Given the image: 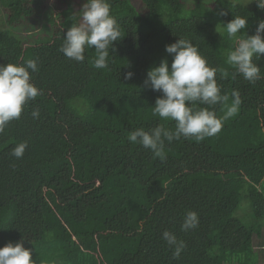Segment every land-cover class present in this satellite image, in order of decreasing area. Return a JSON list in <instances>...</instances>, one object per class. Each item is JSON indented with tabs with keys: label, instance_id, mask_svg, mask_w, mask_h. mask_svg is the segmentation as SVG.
I'll return each instance as SVG.
<instances>
[{
	"label": "trees",
	"instance_id": "16d2710c",
	"mask_svg": "<svg viewBox=\"0 0 264 264\" xmlns=\"http://www.w3.org/2000/svg\"><path fill=\"white\" fill-rule=\"evenodd\" d=\"M244 1L109 0L121 39L110 49L108 68L96 69L94 48L81 62L60 51L85 0H0V64L35 60L39 71L31 82L42 92L0 133V247L23 239L37 264L254 259L253 237L264 224V54L253 58L261 76L255 83L233 78L226 59L235 42L216 30L243 16L248 25L241 31L255 34L264 10ZM179 38L230 74L216 75L227 96L212 107L217 117L231 105L233 90L242 103L218 134L166 142L162 162L127 137L139 127L174 129V121L152 116L161 93L144 81L162 60L171 65L165 46ZM129 71L134 75L126 80ZM21 142L27 148L17 159L12 149ZM242 191L251 205L248 224L234 216ZM188 211L199 224L183 231ZM166 230L186 245L179 258L162 238Z\"/></svg>",
	"mask_w": 264,
	"mask_h": 264
},
{
	"label": "clouds",
	"instance_id": "9594fccd",
	"mask_svg": "<svg viewBox=\"0 0 264 264\" xmlns=\"http://www.w3.org/2000/svg\"><path fill=\"white\" fill-rule=\"evenodd\" d=\"M257 6L264 10V0H255ZM109 0H85L79 13V22L73 23L67 30L60 51L69 59L81 62L84 60L86 48H94L96 69L108 68L110 49L115 41L121 39L119 24L110 14ZM248 18L235 16L230 22L224 23L223 29L217 26V32L226 31L235 42L233 50L227 54L226 63L242 75L245 80L255 83L260 79V67L254 63L264 54V20L258 23L254 35H247L241 30L246 29ZM165 51L172 56L169 66L167 59L148 70L144 84L153 91L160 92L154 106L152 116L161 121H174L175 127L169 128L158 124L146 130L139 127L128 134V141L150 150L154 157L162 162L166 160L165 145L174 140L195 139L203 141L207 137L218 134L224 121L237 114L242 103L237 90L232 91V103L226 108L224 115L217 117L212 107L227 100L221 94V86L216 80L219 71L221 79L230 74L226 69H217L208 65L193 42L179 38L176 42L165 46ZM39 71L35 60L21 63L0 64V133H3L9 122L20 118L25 105L42 94L32 82V73ZM134 73L129 71L125 79H131ZM207 105L208 107H198ZM33 118L39 117V111L33 110ZM27 142H21L12 149V155L22 158ZM199 224L195 211H188L183 219L182 230L194 229ZM170 247H174L173 257L179 258L186 247L174 233L163 232L162 237ZM0 264H37L32 252L24 246V240L8 242L0 247Z\"/></svg>",
	"mask_w": 264,
	"mask_h": 264
},
{
	"label": "rangeland",
	"instance_id": "374dc122",
	"mask_svg": "<svg viewBox=\"0 0 264 264\" xmlns=\"http://www.w3.org/2000/svg\"><path fill=\"white\" fill-rule=\"evenodd\" d=\"M244 2H250L249 0H246ZM2 15V11L0 10V17ZM41 30L40 26L38 28V32ZM35 30H30L29 32H26L24 30L21 31L22 35L26 34H33L38 33ZM260 189L264 191V183L261 184ZM234 216L241 219L244 223L248 224L251 221V205L249 199L245 196V192L242 191V198L240 200L238 208L234 212Z\"/></svg>",
	"mask_w": 264,
	"mask_h": 264
},
{
	"label": "crops",
	"instance_id": "0c3cea01",
	"mask_svg": "<svg viewBox=\"0 0 264 264\" xmlns=\"http://www.w3.org/2000/svg\"><path fill=\"white\" fill-rule=\"evenodd\" d=\"M264 223V222H263ZM254 259L252 261L243 262L244 264H264V224L261 232L253 237Z\"/></svg>",
	"mask_w": 264,
	"mask_h": 264
}]
</instances>
